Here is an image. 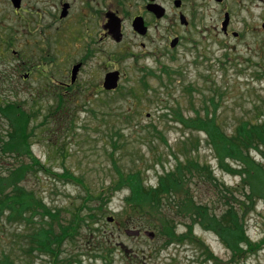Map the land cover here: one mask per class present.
I'll return each instance as SVG.
<instances>
[{
	"label": "rangeland",
	"instance_id": "1",
	"mask_svg": "<svg viewBox=\"0 0 264 264\" xmlns=\"http://www.w3.org/2000/svg\"><path fill=\"white\" fill-rule=\"evenodd\" d=\"M26 6L34 12L35 0H26ZM19 18L9 0H0V45L12 42L7 51H0V105L24 101L32 114L28 140L33 153L64 178L29 170L22 185L59 209L63 224L73 221L74 231L52 241L61 229L49 219L52 237L45 244L37 238L36 244L44 248L31 250L27 236L18 237L25 231L23 224L6 222L0 225V261L5 252L14 264H264V140L258 148L251 143L255 133L264 135V0H246V25L237 17L232 25L237 36L213 31L208 37L212 25L207 29L204 24L206 36L193 33L184 46L164 56L145 53L136 58L107 40L106 53L91 57L80 70L72 101L64 106L71 111L70 121L63 123L59 118L66 110L48 114L57 103L56 84L69 82L73 63L84 57L76 48L82 41L66 27L51 50L57 64L42 71L35 68L41 56L35 36H29L34 44L24 54L25 25ZM114 68L122 71L120 86L105 91V74ZM2 114L0 135L11 129V113L8 118ZM198 124L218 133L231 156L227 152L219 159ZM238 128L243 134L236 138ZM21 159L30 161L3 155L0 170ZM246 159H252L251 172ZM117 166L124 173L118 174ZM134 172L145 186L140 191L143 204L136 207L135 200L127 199L131 192L124 179ZM70 174L77 181L65 179ZM252 188L259 193L249 199ZM162 196L186 214L169 212L174 220L158 229L163 213L150 214L164 209L153 207ZM201 205L209 213L205 220ZM216 216L239 227L241 247L246 248L247 239L259 249L240 254L229 248L232 241L218 233V226H225L213 221ZM103 242H113L112 253H106ZM50 245L57 257L44 252Z\"/></svg>",
	"mask_w": 264,
	"mask_h": 264
},
{
	"label": "flooded vegetation",
	"instance_id": "2",
	"mask_svg": "<svg viewBox=\"0 0 264 264\" xmlns=\"http://www.w3.org/2000/svg\"><path fill=\"white\" fill-rule=\"evenodd\" d=\"M9 1L13 6L12 1ZM35 2L34 12L28 9L26 0H20L18 8L13 7L25 25V32L22 33L25 56L30 52L29 48L35 39L34 42L40 48L35 46L41 53L35 68L48 70L57 64L51 50L56 47L54 41L59 39L58 34L64 33L66 27L77 32L75 39L82 41L76 44V48L81 50L78 54L84 57L73 63L70 81L56 84V87L69 94H72L79 72L84 69L87 61L91 57L106 53L107 40L114 42L119 50L127 49L125 54L136 58L145 53L164 56L170 51L172 53L177 50L181 45L184 46L186 38L190 39L193 33H202L206 36L208 31L204 24L207 29L212 25L208 37L213 31L223 36L230 33L237 36L236 32H232L236 17L243 18L242 25H246V0H35ZM251 3L250 1L249 5ZM240 13L243 16H240ZM138 25L140 29L137 28ZM29 28L33 29L32 33L29 32ZM127 29L131 31L130 34L127 33ZM29 36H35V39ZM7 42L3 46L0 45L2 54L7 51ZM149 45L152 46L151 49H148ZM134 46H139L141 50L134 51ZM75 64H78L79 68L75 80H72V69ZM114 70H119L121 77L122 71L118 68Z\"/></svg>",
	"mask_w": 264,
	"mask_h": 264
},
{
	"label": "trees",
	"instance_id": "3",
	"mask_svg": "<svg viewBox=\"0 0 264 264\" xmlns=\"http://www.w3.org/2000/svg\"><path fill=\"white\" fill-rule=\"evenodd\" d=\"M7 46L6 49L8 50V48L12 45L11 41L7 42ZM56 94H57V103L54 106H51V111L49 112L48 115H52L54 111L58 112L59 110H66L64 114H60V122L63 123V121L68 120L70 121V115H71V111L69 112L66 108H64V106H67V104L69 102L72 101V95L73 94H69L66 91H64L63 89L59 88L58 86L56 87ZM210 101L215 102V99L212 98L210 99ZM23 102H17V101H12L10 103H7L6 105H0V113L5 117L8 118L9 114L11 113L10 117L12 118H8L7 120H9L10 122V126L11 129L6 130L4 132V134L0 135V157H2L3 155L6 154H13L15 157H27L28 159H30V161L26 162L24 159L19 160V164L14 165L10 168L7 169V171H3L0 170V225L3 226L4 223L8 222V223H22L25 231H23L22 233L19 234V238L24 239L25 236H27V238H25V240L27 241V243H30V248L31 250H35V248L37 247V249L39 248H44V245L46 242H48V239L51 238V231L52 229L50 227H48L46 224L49 223V221H51V225L53 224V226L56 225V222L59 224V227L61 229L59 234H55L53 235V240H62L65 239L66 237L72 236L73 235V231L74 229H72V223L70 224H63L59 219H58V214H59V209H53L51 207H49L46 202L43 201V199L39 198V196L37 195V193L33 190H27L23 185H22V181L26 178L25 174L27 171L29 170H42L45 173H49L51 175L57 176V177H62L64 178L62 175H58L55 174L50 168H48L45 164H42L40 162V160L38 158L35 157V154L33 153V149L32 146L29 142V135H30V131H29V120L32 118V114L29 113L30 111L23 105ZM49 108V109H50ZM64 112V111H63ZM3 117V118H4ZM50 117V116H47ZM72 119V118H71ZM22 120V121H21ZM216 120V118H213L211 122H214ZM250 125L251 122L247 121L246 125ZM43 127H47L46 125ZM69 127V126H68ZM197 130H203L205 131L208 141L211 145V147L213 146L214 149L219 153L217 154L219 156L223 157L228 153H230L231 156V152L228 151L227 146L224 144V142L222 141V138L219 136L218 133H214L210 130V128L202 125V124H198L197 126ZM264 130V129H263ZM243 134V129L242 128H238L236 129L235 132V137L239 138L240 135ZM249 135V134H246ZM264 135H262V133H255V135L253 136L251 143H254L253 147H259L260 142L263 143L264 140ZM250 143V144H251ZM244 148L246 149V144L244 145ZM115 163V162H114ZM115 165H117L115 163ZM194 166V165H192ZM251 166H252V159H246V169L251 172ZM117 170H118V174L119 173H124L118 166H117ZM205 171V170H203ZM174 173H177L178 171H173ZM135 173V172H134ZM70 175H72L70 177ZM69 176H65V179L68 180H73V181H77L75 180V176H73V174H70ZM121 178H119L118 182V186H121V184L123 183L122 178L123 175L119 176ZM125 181L128 184V187L130 189V195L127 196L126 198L129 201L135 200L136 202H134V206H142V202L140 200V191L141 194L144 192L145 190V186H143L141 184V180L139 178V176L135 173V174H129L127 178H124ZM243 184L245 183V180H243L242 182ZM161 185H163V182L161 183ZM225 187V185L223 186ZM231 190V188H230ZM229 190V191H230ZM253 192L250 191L249 193H247L248 198L252 199L253 195H258L259 191H256L255 189H253ZM149 194L150 191H148ZM156 192V189H154V194ZM147 193V191L145 192V194ZM38 196V197H37ZM163 198V196H162ZM153 201V200H152ZM104 201H102L103 203ZM170 201H166L163 198V201H157L153 203V207L155 209H158L159 206L161 205L162 207L164 206V209L158 210V211H153L150 214V216L153 214V212H160L163 213L162 216H160L159 219V228L161 229L162 227H165L166 222L171 218L174 220L173 217H170L169 212L173 213L178 216H185L186 212H183V210L177 206L174 203H169ZM167 207H169L167 209ZM198 208L200 209V211L204 214H202V220L209 215L208 210L205 206L201 205L198 206ZM145 208L139 209V210H144ZM235 210V208H234ZM8 213V214H6ZM230 211H228V215H229ZM206 214V215H205ZM4 215H6V217L4 218ZM91 215V214H90ZM238 215V214H237ZM37 216H40L41 219H38ZM93 216V215H91ZM3 217V218H2ZM91 219V217H90ZM75 220V219H74ZM80 220L82 221L83 219L80 217L78 219L77 224L75 225H79L80 224ZM150 220V219H149ZM219 220L222 224H224L225 227H220L221 225H219L218 227V233L222 234L221 237L226 240L228 238V240L232 243L231 245L228 244V242H226L229 245V248H231L232 250L236 251V253H244L246 254L248 251H256L257 249H259V247L257 248H252V245H250L249 241L246 239V248L241 247L239 244L242 240H239L237 237V232H241V230H239V227H237L235 224L231 225L229 224V220H227V217L222 216L220 218H218L216 216V218H214L213 221ZM94 219L91 220V222H93ZM172 222V220H171ZM90 222H88L87 224H89ZM228 224V225H227ZM90 225V224H89ZM148 225V223H147ZM151 225V224H150ZM149 226V225H148ZM56 227V226H55ZM75 227V226H74ZM90 227V226H89ZM151 227H153V225H151ZM29 230L26 233V230ZM72 230V231H71ZM78 230V228H76V231ZM55 231V228H54ZM56 232V231H55ZM18 235V234H17ZM239 235V234H238ZM188 235L182 236V237H187ZM42 239L43 244H36V239ZM17 239V238H16ZM95 240V238H94ZM51 241V242H52ZM96 241V240H95ZM110 245H106L105 242H103V244H105L106 246H102L103 249L106 250V253H110L111 250L113 249V242H110ZM94 248L97 247V245H93ZM101 247V246H100ZM56 247H53L52 245H50V247L48 248V250H45L44 252H48L52 255H54L55 257H57L58 251L55 250ZM239 250H236V249ZM100 248L97 252V254H101ZM106 253L103 252V256H106ZM108 253V254H109ZM112 253V252H111ZM3 262L0 261V264H5V261L7 264H14L13 261L10 259V255H8L7 253L3 252ZM56 261V260H55ZM55 264H58V262H55Z\"/></svg>",
	"mask_w": 264,
	"mask_h": 264
},
{
	"label": "water",
	"instance_id": "4",
	"mask_svg": "<svg viewBox=\"0 0 264 264\" xmlns=\"http://www.w3.org/2000/svg\"><path fill=\"white\" fill-rule=\"evenodd\" d=\"M12 2L16 8L19 7L20 0H12ZM137 28L140 29V25H138ZM78 68H79L78 64L74 66V68L72 70V72H73L72 80H75ZM119 77H120V74H119V71H117V70L108 72L106 74L105 81H104L105 88H107V89L116 88L118 86ZM110 220H112V219H110Z\"/></svg>",
	"mask_w": 264,
	"mask_h": 264
}]
</instances>
